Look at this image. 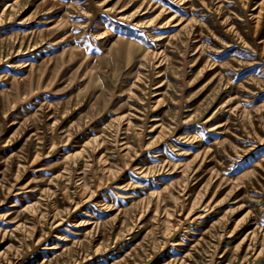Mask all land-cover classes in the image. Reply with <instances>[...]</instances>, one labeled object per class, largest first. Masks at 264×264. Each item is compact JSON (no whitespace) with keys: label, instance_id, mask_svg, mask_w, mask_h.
Here are the masks:
<instances>
[{"label":"rangeland","instance_id":"obj_1","mask_svg":"<svg viewBox=\"0 0 264 264\" xmlns=\"http://www.w3.org/2000/svg\"><path fill=\"white\" fill-rule=\"evenodd\" d=\"M0 264H264V0H0Z\"/></svg>","mask_w":264,"mask_h":264}]
</instances>
